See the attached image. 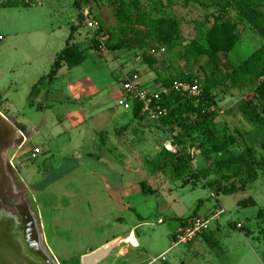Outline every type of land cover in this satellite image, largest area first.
<instances>
[{"label": "rangeland", "instance_id": "374dc122", "mask_svg": "<svg viewBox=\"0 0 264 264\" xmlns=\"http://www.w3.org/2000/svg\"><path fill=\"white\" fill-rule=\"evenodd\" d=\"M138 1L151 18L177 23L178 33L170 45L144 44L106 53L98 48L99 36L82 23L83 15L87 13L109 37L108 32L121 29L118 6L133 13L127 0H42L39 7L22 0L0 7V91L6 101L0 112L32 132L38 130L32 144L51 150L28 164L31 190L14 179L18 198L5 209L11 212L22 200L32 219L34 212L40 216L48 235L54 227L58 238L68 234L73 242L76 236L88 237L81 244L84 247L90 241L104 243L118 229L132 228L140 241L138 250H129L132 264L153 260L155 264H264V91H258L262 60L247 64L263 47V40L239 19L233 0ZM239 1L248 2L264 17V0ZM223 12L219 22L234 23L238 41L227 61L221 55L213 62L204 55L206 35ZM259 23L264 25V20ZM121 37L129 35L121 33ZM68 38L85 61L71 70L63 66L52 82L43 80L36 86ZM133 74L145 89L164 81L196 84L200 92L209 87L214 107L198 129L191 119L168 127L133 119L117 105L123 76ZM34 85L38 91L29 98ZM249 104L256 108L258 119L246 115L244 107ZM82 109L85 123L69 128L67 116L81 114ZM123 172L132 177L140 194L129 203H116L112 193L126 187ZM141 184L151 193L143 194ZM218 187L240 190L225 196L217 193ZM220 209L225 214L210 223L209 234L190 246L172 247L178 219L210 211L212 215ZM114 214L125 223L112 222ZM78 248L64 251L70 256L60 264L81 263L79 256L87 249Z\"/></svg>", "mask_w": 264, "mask_h": 264}, {"label": "trees", "instance_id": "16d2710c", "mask_svg": "<svg viewBox=\"0 0 264 264\" xmlns=\"http://www.w3.org/2000/svg\"><path fill=\"white\" fill-rule=\"evenodd\" d=\"M127 1L130 3L133 13L129 14L121 5L118 6L116 12V18L120 21L121 29H115L112 33L108 32L110 34L109 37L101 32L100 27L96 32L98 36L107 37L104 43L105 49L109 52H116L124 49L130 50L144 44L149 46L153 44L162 46L170 45L172 38L178 33L177 23L166 18L153 19L144 11L138 0ZM233 10L241 21L248 23L256 30L264 43V25L259 23V21L264 20L263 15L246 1L233 0ZM223 15H225L224 12L219 18L215 19V22L206 35L207 50L204 52V55L213 62H216L221 55H224L227 61V56L234 49L238 41V37L235 34L236 25L234 23L219 22V20H222ZM137 27H142L143 30L140 31ZM121 33H126L129 37L123 39ZM69 40L68 38L65 47L55 55L49 73L45 77H42L38 81V84L43 80L53 81L63 66L71 70L80 66L85 61L83 52L76 45L70 44ZM97 46L99 48L98 44ZM255 60H262V65L258 73V77L262 79V85L258 87V91L261 93L264 91V45L248 59V66L253 64ZM169 85V82L164 81L157 88L167 87ZM162 105L168 110L167 116L159 121L164 127H168L167 125H172V123H177L179 126H182V120L184 118L191 119L193 128L198 129L207 120L208 114H210V108L214 107V99L211 95L210 88L203 87L201 92H199V96L196 98L171 95L162 100ZM245 106L244 110L246 111V115H254L258 119L259 115L256 108L250 104ZM261 112L264 114V109ZM130 113L133 119H145L140 113V108L137 103H133ZM190 163L192 165L191 161ZM140 188L143 194L151 193L148 189H145L144 184H141ZM239 190L220 189L218 187L217 193L230 196Z\"/></svg>", "mask_w": 264, "mask_h": 264}, {"label": "crops", "instance_id": "0c3cea01", "mask_svg": "<svg viewBox=\"0 0 264 264\" xmlns=\"http://www.w3.org/2000/svg\"><path fill=\"white\" fill-rule=\"evenodd\" d=\"M21 1L22 0H0V7H2V6L6 7L10 3L20 4ZM25 1L27 2V0H25ZM37 2L39 4L37 7L42 6V0H37ZM27 5H29L28 2H27ZM30 6H32V5H30ZM48 83H49V81H48ZM35 85L37 86L38 82ZM33 87L30 90V94L28 96L29 98H30V95H32L35 91H38L37 87L35 89H33ZM28 97H27V99H28ZM74 97H77V96H74ZM85 99H87V98H85ZM85 99H83L82 101H84ZM3 101H5V100L3 99V95L0 91V104ZM42 105L40 107V111L42 110ZM47 108L48 107H46V109ZM83 112L84 111L82 109V110H80L81 114L75 113L73 115L67 116L65 122H69V124H68L69 128L77 129L78 127H80L81 125H83L85 123L86 116H85V114H83ZM0 116L3 118V121H4V123L2 121H0V163H2V165H0L1 178L5 181V183L7 185H9L12 188L9 190H13V191H16L17 193H19V191L16 189V186H14L15 184H13L11 182L10 178L8 176H6V174L3 173V170H2L3 164H5V165L9 164L12 168L17 169V171H18L17 177L20 180V183H23L29 190H31L30 183L28 182L29 176L27 174L28 164H30L32 161L36 160L35 156H37V155L38 156L39 155L40 156L47 155L51 151V150H49L50 147L48 145H46L45 146L46 148L45 147L39 148V147L34 146L32 144L34 131L36 133H39L38 130H34L32 132V128L27 127L28 125H25L23 122L22 123L17 122L16 119L8 118L7 116L2 114L1 112H0ZM77 117H80V118H77ZM2 128H4V129H2ZM92 132L96 136V134H95V133H97L96 130L95 131L92 130ZM60 136L61 135H58L56 137V139H60ZM89 144H90V142H89ZM34 149H38L39 153L34 154L33 153ZM52 150H56V149L54 148ZM11 151H13V152L11 153ZM9 153H11V155H12L10 158H8ZM87 156L90 157V156H92V154L88 153ZM114 165H115V168H117V169H118V167H120L115 163H114ZM1 171H2V173H1ZM122 174L127 175V173H125V172H123ZM126 178L125 179L127 180V182H126L125 189L124 190L117 189L115 191L116 193H112V194H114L113 199H114V202H116V203H119L118 201H122V202L125 201L126 203H129V202H131V200L134 201V199L137 197V195L140 194V193H136V190L134 189L135 187L133 185L132 177H129L127 175ZM114 209L117 210L118 206L117 207L115 206ZM130 211L132 212L133 208L130 209ZM210 212H212V211H210ZM210 212L206 215L201 216V217H210V215H211ZM139 217L140 216L138 215L136 217V220H138ZM188 217L178 219L177 226L179 225V223L182 220H184ZM41 220L42 219L40 218V216L34 212L33 222H34V228H35V232H36V241H38L37 242L38 248L42 252V255H44L48 259H51L56 264H60L59 261L61 259H63V258L66 259V257L68 258L70 256V255L68 256L64 251L74 249V248H78V247H79L78 249H82L84 246H82L81 244H86L87 243L86 240L89 239L88 237L76 236L75 240L72 242L69 240V235L67 233H66L67 234L66 236H61L59 238L55 237L54 231L57 228H54V227L49 228L50 231H49V235H48L46 232V228H44ZM48 222L52 225L54 223V220L52 218H49ZM112 222H115L116 224L125 223L122 216H120L118 214L112 215ZM177 226H176V228H177ZM128 229L129 230L118 229V231L112 232V235L107 240H105L104 243H101L100 245L99 244L98 245L97 244L91 245L92 241H90L89 242L90 246L86 245L83 248L85 250L87 249V252L82 253L79 256V262L81 261V263H79V264H83V261L87 257H89L90 255L96 254L99 251H104V250L107 251L105 254L106 256L98 262L95 261L93 264H132V261L128 260V255H130L129 250H134V251L138 250L140 248V241L134 235L133 229L132 228H128ZM209 233H210V230L207 233L202 234L200 237L207 235ZM200 237H198V238H200ZM196 240H194L192 243H190L184 247L192 245ZM54 241H57V242H54ZM169 249H170V247L166 251H164L163 253H166ZM54 250L60 251V252H57L58 255L53 253ZM163 253L161 255H163ZM163 262H165V261H163ZM149 263L150 262H147L145 264H149ZM153 264H155V263H153Z\"/></svg>", "mask_w": 264, "mask_h": 264}, {"label": "built area", "instance_id": "2783aa9c", "mask_svg": "<svg viewBox=\"0 0 264 264\" xmlns=\"http://www.w3.org/2000/svg\"><path fill=\"white\" fill-rule=\"evenodd\" d=\"M82 23L88 28L97 32L99 25L90 16L83 15ZM105 36H99L97 39L99 49L103 52H107L104 47L106 41ZM2 37L0 36V41ZM164 52V49L161 50ZM199 89L196 84L189 83H173L167 87H152L145 89L139 83V76L136 74L123 76L121 81V101L117 103L124 111L130 112L133 107V103H137L140 108V113L145 119L159 123V121L166 117L168 110L162 105V100L171 95H177L180 97L196 98L199 96ZM34 154H38L39 150L34 149ZM225 212L220 209L212 214L210 217L191 216L182 220L177 228L175 229L171 243L172 247L186 246L200 237L202 234L207 233L210 230V223L215 222L220 216L224 215ZM237 229H242L241 225H236ZM164 261V258H160ZM156 261L153 260L149 264H153Z\"/></svg>", "mask_w": 264, "mask_h": 264}, {"label": "water", "instance_id": "95a60500", "mask_svg": "<svg viewBox=\"0 0 264 264\" xmlns=\"http://www.w3.org/2000/svg\"><path fill=\"white\" fill-rule=\"evenodd\" d=\"M27 2H28V4L29 5H32V6H34V7H37L39 4H38V2H37V0H27ZM84 6V5H83ZM85 7V6H84ZM7 187H10L9 185H7ZM11 188V187H10ZM18 194L19 193H17L16 194V197L14 198V200L15 199H17L18 198ZM6 200H7V203H10L11 202V200H10V198H6ZM13 200V199H12ZM19 203H23V201L22 200H19L17 203H15V209L17 210V208L19 207L18 205H19ZM18 206V207H17ZM23 206L25 207V203H23ZM27 207V206H26ZM26 207H25V209H26ZM27 210V212L29 213V211H28V209H26ZM18 211V210H17ZM9 221V224H7V222ZM0 222L2 223V225L5 227L4 229H5V231L4 232H6V233H10V231H12L13 232V230H12V228H13V226L15 227L18 223H19V225H23V224H29L30 225V228L28 229V231H35V228H34V222H33V219H32V217L30 216V213H29V218H26V215H24V214H22L21 213V215H19L18 216V221H17V218H13V217H4L3 218V216H2V218L0 219ZM18 225V226H19ZM28 231H27V234H28ZM21 233V232H20ZM17 234H19V232L17 233ZM20 236V238H18L17 239V241H19L20 242V248L22 249V252L24 251L25 253H27L28 255L30 254V255H32L35 259H36V261L38 262V264H44V262L46 263V261H45V259H47V257H45L44 255H42V252L39 250V248H38V244H37V242L38 241H36V237L35 238H32L31 240H30V243H31V247H29V249L28 250H26L25 249V243L27 242V239H26V237L25 236H27V235H25V233H22V234H20L19 235ZM26 241V242H25ZM15 251L14 252H16V254L17 255H19V258L17 257V260H16V263H18V264H25L28 260H27V257H25L24 256V254L23 253H21V257H20V251L17 249H14ZM33 252V253H32ZM106 250H104V251H99L98 253H96V254H94V255H92L91 257H90V263H85L86 262V260L88 259H85L84 261H83V264H93L95 261L96 262H98V261H100L101 259H103L106 255ZM2 257L5 259L6 257H7V254L4 252H2ZM51 260V259H50ZM52 261V260H51ZM54 262V261H53Z\"/></svg>", "mask_w": 264, "mask_h": 264}, {"label": "flooded vegetation", "instance_id": "af4514ba", "mask_svg": "<svg viewBox=\"0 0 264 264\" xmlns=\"http://www.w3.org/2000/svg\"><path fill=\"white\" fill-rule=\"evenodd\" d=\"M0 165H2V163H0ZM7 166H9L8 170H7L5 164H3V169L2 168L1 169L3 170V173L6 174V176H8L10 178L11 182L13 184H15L14 179L17 177L18 171H17V169L12 168L9 164H7ZM1 173H2V171H1ZM9 189H12V188L7 187V184L1 178V174H0V219L2 218V216H3V218L4 217L5 218L6 217H10V218L13 217V218H17V221H18V216L21 215V213L26 215V218H29V213H26L25 211L21 210L20 205H18L19 207L17 206L18 211L15 209V207H13L11 209V212L9 210L5 209L6 207L8 208V206H6V205H8L6 198H10V200H12V199L14 200V198L16 197V193H17L16 191L9 190ZM12 212H14V214H12ZM18 225H19V223L15 227L13 226V228H12V230H13V232L11 231L12 232V235H11L12 239L16 242L17 239L20 238L19 235L22 233H25V235H27V236H25L27 239V242L25 241L26 242L25 243V249L28 250L29 247H31L30 246L31 245L30 240L32 238H34V235L32 234V231H28V229L30 228L29 224L25 223L23 225H19V226ZM2 228L4 229L5 227L3 226ZM4 231H5V229H4ZM27 231H28V234H27ZM18 232H19V234H17ZM3 234H5V233H3ZM1 241H3V240H1Z\"/></svg>", "mask_w": 264, "mask_h": 264}, {"label": "bare ground", "instance_id": "6f19581e", "mask_svg": "<svg viewBox=\"0 0 264 264\" xmlns=\"http://www.w3.org/2000/svg\"><path fill=\"white\" fill-rule=\"evenodd\" d=\"M0 121H3V118L0 116ZM4 129V128H2ZM17 194V193H16ZM20 197V196H19ZM21 210L25 211L26 213L27 210L25 209V207L23 206V203H19ZM7 224H9V222H7ZM3 225L0 222V264H18L16 263L17 257L19 258V255L16 254V252H14V249H18L20 251V257H21V253L24 254L25 257H27V262L25 264H38V262L36 261V259L32 256V255H28L27 253H25L24 251L22 252V249L20 248V242L19 241H14L12 239V232L10 231V233H6L4 232V229L2 228ZM3 229V230H2ZM5 233V234H3ZM32 234L34 235V238L36 237V232L32 230ZM3 240V241H1ZM2 252L7 254V257L4 259L2 257ZM33 253V252H32ZM14 254V255H13ZM17 256V257H16ZM46 263L44 262V264H56L55 262L51 261L50 259H45Z\"/></svg>", "mask_w": 264, "mask_h": 264}]
</instances>
